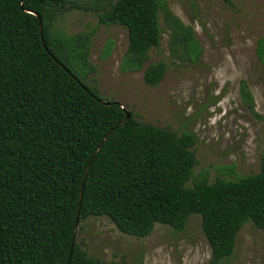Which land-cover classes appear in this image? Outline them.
<instances>
[{
	"label": "trees",
	"instance_id": "16d2710c",
	"mask_svg": "<svg viewBox=\"0 0 264 264\" xmlns=\"http://www.w3.org/2000/svg\"><path fill=\"white\" fill-rule=\"evenodd\" d=\"M79 1L0 0V264H104L74 241L83 221L107 217L122 233L146 238L157 224L182 232L194 215L211 264H222L246 224L264 230V161L256 175L209 183L203 174L187 187L197 166L195 134L138 121L101 97L86 83L97 73L90 37L55 32L60 13ZM86 1L101 24L128 31L125 70L139 71L160 47L162 10L171 56L198 59L194 29L160 0ZM257 53L264 63V39ZM167 70L165 61L151 64L145 83L158 87ZM241 98L255 113L245 81Z\"/></svg>",
	"mask_w": 264,
	"mask_h": 264
},
{
	"label": "rangeland",
	"instance_id": "374dc122",
	"mask_svg": "<svg viewBox=\"0 0 264 264\" xmlns=\"http://www.w3.org/2000/svg\"><path fill=\"white\" fill-rule=\"evenodd\" d=\"M160 2L194 29L198 59L171 56L163 10L160 47L150 51L139 71L123 66L128 31L101 24L100 12L86 9L93 7L89 1L64 9L54 30L65 37H90L89 61L97 73L86 83L101 97L121 103L138 121L178 136L195 134L197 166L187 187L203 174L209 183L258 174L264 161V63L257 53L264 39V0H232L233 6L222 0ZM160 61L167 63V73L158 87H150L144 81L145 70ZM242 81L255 113L242 101ZM76 241L104 264H211L212 259L199 215L192 216L182 232L157 224L146 238L122 233L107 217H91L78 226ZM222 264H264V230L246 224L237 236L234 255Z\"/></svg>",
	"mask_w": 264,
	"mask_h": 264
},
{
	"label": "water",
	"instance_id": "95a60500",
	"mask_svg": "<svg viewBox=\"0 0 264 264\" xmlns=\"http://www.w3.org/2000/svg\"><path fill=\"white\" fill-rule=\"evenodd\" d=\"M41 31H42V25H41ZM42 41H43V36H42ZM43 44H44V41H43ZM44 45H45V44H44ZM46 50H47V48H46ZM54 60H55L57 63H59V65H60L61 67L65 68V66H64L61 62H59L55 57H54ZM68 72H69V71H68ZM105 103H107V102H105ZM130 117H131V114L128 113V114H127V118H126V120H128ZM126 120H125V121H126ZM125 121H124V122H125ZM124 122H121L118 126H121ZM112 131H113V129L109 131V133L107 134L105 140L109 137V135L112 133ZM103 144H104V142L100 145V148L103 146ZM86 177H87V175L85 176V179H86ZM84 186H85V181H84V183H83L82 190H81L80 205H81V201H82V194H83ZM76 233H77V228H76V230H75L74 241L76 240Z\"/></svg>",
	"mask_w": 264,
	"mask_h": 264
}]
</instances>
